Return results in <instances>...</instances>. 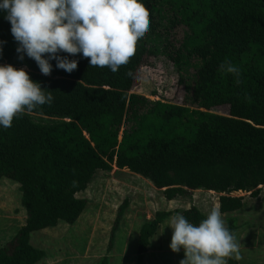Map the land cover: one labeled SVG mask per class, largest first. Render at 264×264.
I'll use <instances>...</instances> for the list:
<instances>
[{"label": "trees", "instance_id": "1", "mask_svg": "<svg viewBox=\"0 0 264 264\" xmlns=\"http://www.w3.org/2000/svg\"><path fill=\"white\" fill-rule=\"evenodd\" d=\"M141 2L149 13V30L116 73L89 66V58L77 54L69 56L78 61L71 73L57 69L53 60L50 74L43 75L34 60L18 59L10 23L0 14V64L24 68L53 96L50 105L24 111L11 127L0 128V180L19 183L27 214L16 235L0 247V264H38L44 252L32 244L31 234L61 221L75 223L87 204L77 194L98 170L113 166L147 178L168 200L195 190L221 193L222 214L243 207V197L231 193L259 195L264 185V69L253 57L264 61V0ZM178 25L186 30L179 42L170 32ZM162 29L166 37L155 48L186 82L182 104L132 93L138 69L151 53L148 40ZM222 62L240 69L239 85L219 67ZM223 105L228 115L211 111ZM128 205L125 199L118 209L110 242ZM177 213L193 224L207 215L194 205L157 211L140 228L138 264L160 225ZM226 222L235 236L237 218ZM97 264H109V258ZM227 264L241 263L234 254Z\"/></svg>", "mask_w": 264, "mask_h": 264}, {"label": "rangeland", "instance_id": "2", "mask_svg": "<svg viewBox=\"0 0 264 264\" xmlns=\"http://www.w3.org/2000/svg\"><path fill=\"white\" fill-rule=\"evenodd\" d=\"M161 32L163 34L157 33L158 36L152 35L148 40L151 53L138 69L132 93L182 104L186 82L179 81L175 64L155 48L157 42L166 37L165 30ZM170 32L179 42L186 30L183 25H178ZM253 59L264 69L263 59L255 56ZM211 111L228 115L229 107L223 105ZM183 127L169 134L181 131ZM21 195L19 183L5 177L0 180V247L25 224L27 214ZM220 195L195 190L168 200L147 178L113 166L111 171L98 170L87 188L77 194L86 199L87 204L75 223L61 221L54 227L35 231L31 234V242L44 252L38 264H97L105 256L109 258V264H138L139 231L146 220L152 219L159 210L182 211L193 205L207 214L212 207L219 209ZM231 195L243 197L240 210L222 214L225 226L228 217L238 220L239 226L234 233L238 243L235 257L241 264H264V185L257 197L251 196L250 192H233ZM125 199L129 205L114 232L113 242H110L118 209ZM170 217L150 239L141 264H179L184 258L183 250L174 253L169 248L171 229L166 225Z\"/></svg>", "mask_w": 264, "mask_h": 264}, {"label": "clouds", "instance_id": "3", "mask_svg": "<svg viewBox=\"0 0 264 264\" xmlns=\"http://www.w3.org/2000/svg\"><path fill=\"white\" fill-rule=\"evenodd\" d=\"M0 14L10 23L18 59L34 60L43 75L50 74L53 60L57 69L71 73L78 61L69 56L77 54L89 58V66L116 73L149 30V13L141 0H0ZM219 67L239 85V68L225 62ZM51 93L31 80L24 68L0 64V128L11 127L13 118L24 111L50 105ZM166 227L171 229L170 250H183L179 264H227L238 251L217 207L198 224L177 213Z\"/></svg>", "mask_w": 264, "mask_h": 264}, {"label": "crops", "instance_id": "4", "mask_svg": "<svg viewBox=\"0 0 264 264\" xmlns=\"http://www.w3.org/2000/svg\"><path fill=\"white\" fill-rule=\"evenodd\" d=\"M211 192H213V191H211Z\"/></svg>", "mask_w": 264, "mask_h": 264}]
</instances>
